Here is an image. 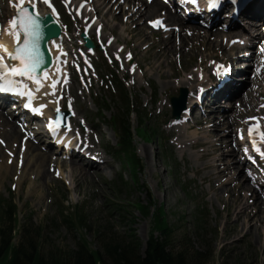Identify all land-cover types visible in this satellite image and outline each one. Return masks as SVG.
Listing matches in <instances>:
<instances>
[{"label":"rangeland","instance_id":"374dc122","mask_svg":"<svg viewBox=\"0 0 264 264\" xmlns=\"http://www.w3.org/2000/svg\"><path fill=\"white\" fill-rule=\"evenodd\" d=\"M57 3L61 5L60 0ZM96 3L93 8L104 26L102 40L113 36V49L124 46L132 54L134 65H131V74L127 71L119 74L108 59L100 56L97 59L100 80L94 81L95 88L91 92L80 94L81 84L73 82V85L77 83V89L70 91L67 99L76 100L73 104L76 113L78 111L75 118L80 121L79 125L85 119L87 126L89 124L96 129L98 138L90 137L91 133L84 125V130L80 127L79 130L83 132L92 150L96 151V146H100L108 157L107 152L116 147L118 140L108 122L123 105L118 93L119 87L127 89L126 93L136 111L132 117L134 134L135 129L141 125L140 113L148 101L156 100L157 106L150 110V116L144 112L147 118H143V122H148L147 130L151 136V129H155L161 138L157 136L155 141L153 135L145 141L135 137L134 144L142 159L143 170L139 174V187L131 188L123 186L124 183L132 182L131 174L129 171L121 172L120 165L114 159L108 157V168L92 167L84 161H75L82 167L80 170V166L72 165L73 160L53 158V153L33 144L50 158L43 169L47 178L41 179L36 174L28 177L20 171L11 170L0 176V248L5 238L14 246H23L25 253L33 252L34 256L47 260L52 255H71L78 250L81 238H84L91 250L100 252L106 264H111L105 256L104 243L114 233L127 231L132 224L131 220H136L133 228L145 247L151 232V217H142L135 203L141 201L146 204L151 201L165 207L171 222L176 226L175 249H183L191 264H264V197L261 200L250 192L236 188L235 179L247 186L250 184L241 171L233 168L227 170V165L234 162L231 150L238 147L233 149L231 138L223 136L225 126L217 118L212 119L211 125L214 124V127H210V122L206 121L199 127L187 130L186 127L178 126L170 128L168 124L171 122L170 99L178 97L186 83L190 82L187 87H191L197 80L196 73L203 72L201 67L206 70L205 75H209L207 72L212 67L210 65L221 59L235 58L234 63L240 65L246 61L242 57L248 48L235 46L231 49L224 43V35L218 43L214 35H209L207 41L216 48L205 51L201 47L202 42H205L202 38L193 39L185 35L186 32H182L181 39L178 33L165 37L149 30L145 21L154 16L144 15L139 18L137 14L131 17L136 10L129 6V2L98 0L102 8ZM5 6L4 18L9 24L12 13L9 12V0H6ZM62 15L64 26L72 34L84 24L85 20H75L63 11ZM244 33L247 35V32ZM95 40L100 38L95 37ZM68 41L72 47L78 42L73 35ZM169 43L174 46L173 52ZM239 54L241 60L236 58ZM258 59L260 56L253 53L252 62ZM113 73L118 77H112ZM108 76L115 81L112 88ZM134 81L136 84H133ZM258 85V90L252 89L247 95L244 94L240 103L228 113L237 114L239 104L245 118L263 113L264 79L259 80ZM100 106H110V111H102L100 117ZM208 115L202 119H207ZM239 126L236 121L232 127L234 139L235 130ZM218 137L223 139L226 147L215 145ZM166 138L169 139L168 143H164ZM208 142L210 144L205 145ZM163 155L170 157L167 168L161 159ZM235 157L240 158V153H236ZM16 174L19 175L18 180ZM109 202L125 206L121 216L108 210ZM8 204L15 205L16 209L5 214ZM198 207H204L208 214L202 221V227L196 231L194 219ZM239 212L244 213L238 217ZM80 213L85 216L83 222L86 224L78 228L69 226L68 222H71L68 218L78 219ZM97 231L100 232L98 237ZM31 241L34 242V250L29 246ZM197 253L206 254L201 263ZM0 264L5 263L0 260ZM24 264L31 263L27 261Z\"/></svg>","mask_w":264,"mask_h":264},{"label":"trees","instance_id":"16d2710c","mask_svg":"<svg viewBox=\"0 0 264 264\" xmlns=\"http://www.w3.org/2000/svg\"><path fill=\"white\" fill-rule=\"evenodd\" d=\"M127 108L129 109L128 106ZM128 109L126 110L127 115L120 116L119 125L122 132L120 147L121 154L127 160L126 165L136 174L140 169V161L134 152L131 128L126 121V118H128ZM8 207L9 211L12 210V206ZM116 207H118V211L122 212L119 206ZM152 207V204L145 205L138 203L137 205V208L144 217L150 215ZM83 221L84 216L79 215L77 222L83 226ZM99 233L97 231V237ZM173 234V227L168 221L164 208H158L152 216L151 234L144 255L141 253L139 240L135 238L134 234L128 232L127 234L114 233L113 237L104 243L105 256L109 258L111 264H191L187 253L175 250ZM29 246L34 250L33 241L29 242ZM88 246V242L83 239L78 250L71 255H52L46 260L39 256H34L33 252L28 255L25 254L22 247L8 246V240L5 239L0 249V260L5 264H24L27 261L31 264H106L100 252L91 250ZM22 254L24 257H21ZM197 255L200 257L199 260L201 263L202 258L205 259L206 254L197 253ZM72 258L74 259L71 263Z\"/></svg>","mask_w":264,"mask_h":264},{"label":"snow or ice","instance_id":"6c2138e0","mask_svg":"<svg viewBox=\"0 0 264 264\" xmlns=\"http://www.w3.org/2000/svg\"><path fill=\"white\" fill-rule=\"evenodd\" d=\"M149 2H151V0H149ZM186 2L198 6V0H186ZM43 3L51 6L50 0H43ZM220 3L221 0H209V8H217L220 6ZM80 7H83V4H81ZM10 23L11 27L7 31L8 35L14 36L15 46L0 44V92L24 97L27 101L25 107L29 108L33 113L43 115L42 109L46 108L47 105L42 104L39 107L34 106L36 91H33L26 83V80L34 82L36 89L39 90L43 87L42 77H48V72L44 70V66L48 61L42 49L44 33L41 20L38 13L34 14L28 7H25V0H20L19 16ZM149 23L154 27L162 26V20L159 18L149 21ZM3 31V25L0 24V34H2ZM237 42L238 41H233V43ZM239 42L242 43V41ZM53 43H55V41H53ZM57 47L59 46L57 45ZM261 52H264V48H261ZM117 59H119L118 56ZM262 65H264V61H262ZM257 71H264V66L258 68ZM217 74L219 75V73ZM56 86L57 81L53 80L51 88L55 90ZM48 94L49 93H45V95ZM51 95H55V91H53ZM69 104H71V101H69ZM262 107H264V105H262ZM56 112L59 114L60 109L57 108ZM252 120H255L256 123L250 124L248 128L251 143L255 153L258 154L261 159H264V118L250 117L249 121ZM48 127L55 134L61 125L57 120H53ZM239 137L241 140L245 138L244 129L240 130ZM3 143L4 141L0 140V144ZM243 151L248 153L250 149L245 147ZM249 159L253 160L254 163H259V161L255 159V156H250Z\"/></svg>","mask_w":264,"mask_h":264},{"label":"bare ground","instance_id":"6f19581e","mask_svg":"<svg viewBox=\"0 0 264 264\" xmlns=\"http://www.w3.org/2000/svg\"><path fill=\"white\" fill-rule=\"evenodd\" d=\"M95 1H97V5H99L98 4V0H95ZM128 1L136 3L135 0H128ZM261 3H262V0L257 1L255 4H253L252 7H253V11L254 12H251V15H257V16L259 15L258 11L260 10ZM28 4H30V1L29 0H25V6L28 5ZM99 6L101 8L103 7L102 4L99 5ZM138 8H139V11L140 12L142 11L143 13L139 14V12L136 11L135 14L132 15V17L137 15V14H138L139 17H141L143 14L144 15H148V16H153V15H156L157 13H160V12H162V11H164L166 9V7L162 3H160L159 1H156V0L150 5L141 4V5L138 6ZM37 11H38V13L40 15H46L48 13L47 10L40 9L39 7H38ZM82 15L88 16L89 14H87V11L84 10ZM164 16L167 17V20L169 22H171L172 25H176V26L177 25H179V26L181 25V26H183L184 20L181 19L180 17H178L175 14H171V11H168L167 15H164ZM256 26H261V24H257ZM10 27H11V24L7 26L6 33H4L2 39H0V44L15 46L14 36L8 35V31L7 30ZM183 28H188V27L187 26H183ZM236 28H237L236 30L238 31L239 35L237 33H234V34H236V36H240V37L244 36L242 34L243 33L242 29H239L240 28L239 26H237ZM200 32H202V31L198 30V33H193V39H196V40H198L199 38L204 39L205 42H202V46H201L202 50L206 49L205 51H207V50L210 51V50H212V48H216V47H214V44L212 45V43L207 41L208 40V34H210V33H205L204 32V35H200ZM257 32H258V34H257L258 38H261V36H263V33L260 30L259 31L257 30ZM213 35H214V40L215 41H217V38L222 36L221 33H217V32L212 33V36ZM64 37H66V36L64 35ZM245 37H246V35H245ZM61 41L62 40L60 39L58 41H55V43L52 42L50 44L51 51H52V53L54 55V58H55L54 59L55 63L56 62H60V60L56 57L58 53L55 50H59L60 49ZM185 42H186V39H185ZM57 45L59 47H57ZM169 47L171 48V52H173L174 46H173L172 43H169ZM53 77H54L53 71L49 72L48 73L49 81L47 82V88L46 89H50L51 88V83L53 81ZM204 78H205L204 75L202 76V73H201L199 75V77H198V80L200 81L199 86L198 87L197 86L196 87L192 86L193 88L190 91L189 105H191V104L193 105L194 104L193 103L194 102V97L198 93L199 89L207 87L206 85H208L207 84L208 82H205ZM231 78L235 82H236V80H238V77H231ZM238 84H239V82L236 83V85H238ZM185 85H187V83ZM221 94H222L221 91H219V93H217V94L208 93V97H211V96L212 97H218ZM1 105H4V104L1 103ZM216 107H218V105L215 106L214 108H216ZM22 117L25 118L24 115ZM227 124L230 125V124H233V123H229L228 122ZM28 134L32 135L30 130L28 131ZM32 137H34V135H32ZM69 138H71V136H69ZM32 139H30V137H27L24 133H22L15 124L10 123L8 117L3 116L2 114H0V140L5 141L7 143V147L6 148H3L0 145V176H3L4 172H8V170H11L13 172H19L20 171L23 175L28 176V177H29V175L36 174V176L40 177L41 179L47 178L45 176L46 175L45 172H44L45 170L43 171V169H44V165L47 166L46 162H48L50 160V158H48V154L45 153V152H42V150H40V148H37L36 146L31 145ZM23 140L24 141L26 140L24 145L22 144ZM23 148H25V149L23 150ZM19 162H21V165L19 166L20 169H18V167H17ZM72 165L74 167L75 166H80V164L75 162V161L72 162ZM81 168L82 167L80 166V170H81ZM230 169H231V164L228 165V169L227 170H230ZM220 174H222V173H220ZM239 189L240 190H245V191H250V187L249 186L245 187L243 185H240ZM232 201H233V199H232ZM263 212H264V208H263ZM243 213L239 212L238 217H239L240 214H243ZM254 216L257 217L258 215L255 214Z\"/></svg>","mask_w":264,"mask_h":264},{"label":"water","instance_id":"95a60500","mask_svg":"<svg viewBox=\"0 0 264 264\" xmlns=\"http://www.w3.org/2000/svg\"><path fill=\"white\" fill-rule=\"evenodd\" d=\"M48 31H49V37H56L58 35V29L54 26L50 27Z\"/></svg>","mask_w":264,"mask_h":264}]
</instances>
